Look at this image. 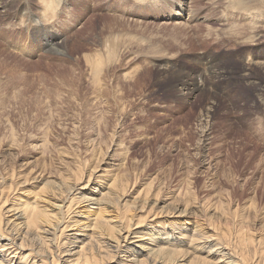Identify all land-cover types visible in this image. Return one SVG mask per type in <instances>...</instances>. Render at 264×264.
<instances>
[{
  "label": "rangeland",
  "instance_id": "obj_1",
  "mask_svg": "<svg viewBox=\"0 0 264 264\" xmlns=\"http://www.w3.org/2000/svg\"><path fill=\"white\" fill-rule=\"evenodd\" d=\"M51 1L49 12L42 0H0L4 197L25 199V191L48 183L50 194L66 198L74 171L98 167L93 173L102 184H134L130 201L149 190L146 201L158 208L189 204L197 215H179L185 224L220 233L221 220L241 206V234L264 232V0H243L246 7L239 0ZM176 2L184 8L180 18ZM24 178L8 191L10 180ZM80 203L74 208L87 216L97 209ZM103 210L118 215L113 204Z\"/></svg>",
  "mask_w": 264,
  "mask_h": 264
},
{
  "label": "bare ground",
  "instance_id": "obj_2",
  "mask_svg": "<svg viewBox=\"0 0 264 264\" xmlns=\"http://www.w3.org/2000/svg\"><path fill=\"white\" fill-rule=\"evenodd\" d=\"M42 1L48 3L47 8L49 12L54 11L55 5L52 1ZM234 3L237 4V6H241L239 3H245V7L249 4L243 0ZM175 5L177 8L179 7L178 10L175 11V14L180 18L183 15L184 8L181 7L179 2H176ZM235 9L239 10L237 7H235ZM244 10L247 11V9ZM252 25L253 23H251V26ZM233 26L234 24L231 27L233 28ZM234 28L236 27L234 26ZM236 30H238V28L235 29V31ZM172 57L174 58V56ZM200 81L198 84L191 83L193 85V91L197 90L198 86L201 85ZM202 88L204 89L205 86L203 87L202 85ZM203 89L201 90L203 91ZM102 90L101 92L105 91ZM189 93L192 94L190 91ZM117 101L118 100H116V102ZM120 102L121 97H119V106L123 109L124 107ZM109 106L112 107V105ZM208 107L210 109H206L207 117L210 116V111L215 109L214 104ZM102 118L103 116L101 115V119ZM107 119L108 115L105 114L104 120L106 121ZM14 150L15 149H13V151ZM88 153L90 152H87V154ZM78 166L79 165H76V167ZM93 170L89 173L79 169L74 171V177H72L74 183L69 189L70 196L66 195V198L62 197L61 194H63V192L60 194L57 191H53L50 194L47 183L40 190L36 189L37 191L35 192H26L25 188L24 196L26 198L24 197L25 199H23L21 196L22 199L20 200L19 198L17 200V197H12L13 199L11 200L9 195L4 197L6 194H4V189L1 187L3 185L1 184L6 180L8 170L5 174L0 170V264H109L110 261H112L113 264H264V232L261 234L259 233L260 235L257 234V237L256 235L252 236L253 233H250L251 235L248 233L249 236L242 235L243 233L241 234V230L243 231L244 226L247 224H245L244 219L240 215L241 212L239 213V208L241 206L237 205L239 206L238 208L234 205L236 208L234 207V211L230 209V216L228 215L221 220L223 221V232L219 233L217 228L215 230L212 228L214 226H212L213 232L209 233V231L203 230L200 225L191 226L185 224L184 221L187 217H182L183 215L187 213L189 216H194L196 214L194 208L189 207V204L179 205L180 200L178 205H174L172 204L173 201H170L166 206L164 205L158 208L157 205L155 206L156 201L153 202L154 204L148 203V200L146 201V196H149L147 193L149 190L147 192L140 190L133 201H130L127 199V195L134 184H129V181H127V183H121L118 178H114L112 183H105L106 185L102 184L94 177L95 172L93 173ZM10 171H12L10 173V179H13L15 176L14 169H9V172ZM41 175L42 171L38 172L37 176L34 178L37 179L41 177ZM64 175L66 178H71L72 174L70 171L64 173ZM116 175L117 174H115V176ZM21 181L22 182H14L10 180V183L7 185L8 188H6L9 189V192L12 191L14 194V192L18 190V186L26 183L28 178H24V181ZM80 182L84 184L80 186ZM98 183L101 184L102 189L99 188V186L97 187ZM153 185L151 187H153ZM151 187L149 185L148 188L151 189ZM80 190H87L88 193L77 197L76 194L79 193ZM8 191H6V193H8ZM153 193L155 194V191ZM252 194H254V192H252ZM229 195L232 196V199L237 196L233 189ZM174 196L176 197L177 195ZM179 196L181 197L182 195ZM142 197L143 200H139ZM157 197L160 198L159 195ZM186 198H188V196ZM178 199L180 198L178 197ZM82 201L88 202V209H90L92 205H97V209L94 210L91 208L93 210L91 211L92 214L88 216L85 215L83 211L81 212L74 208L76 204L82 203ZM152 201L154 200L152 199ZM251 202H254V200ZM132 203L135 205V210L139 212L137 214V221L133 220V217L128 214ZM192 203L194 206V201H192ZM112 204L118 215L112 217L111 215L107 216L103 214V208L107 205H110L111 208ZM123 207H127V211H124ZM200 207L204 208L203 204H201ZM242 210H244V208ZM217 211L215 207V212ZM71 214H74V216H70ZM243 215L245 216L244 213ZM159 216L172 219H163L160 221L161 218L158 219ZM176 216L182 217V220L180 221ZM212 218L213 217H211L210 220L209 216L207 220L210 224L215 225V218ZM250 219L247 220L249 221ZM262 221H264V218H262ZM227 224H229L230 227H226ZM187 225L191 226L190 230ZM204 226L206 228V225ZM137 227H141V229L136 231L135 229ZM258 227L260 228L261 226H257V228ZM251 229L253 228L251 227ZM262 230L264 229L262 228ZM257 231L259 232V230H256V232ZM251 246L255 248L253 251H251Z\"/></svg>",
  "mask_w": 264,
  "mask_h": 264
}]
</instances>
